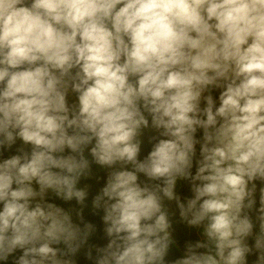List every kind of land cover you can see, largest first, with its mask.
<instances>
[{
  "label": "clouds",
  "instance_id": "obj_1",
  "mask_svg": "<svg viewBox=\"0 0 264 264\" xmlns=\"http://www.w3.org/2000/svg\"><path fill=\"white\" fill-rule=\"evenodd\" d=\"M96 168L95 264H165L172 202V264H264V0H0V261L93 259Z\"/></svg>",
  "mask_w": 264,
  "mask_h": 264
},
{
  "label": "trees",
  "instance_id": "obj_2",
  "mask_svg": "<svg viewBox=\"0 0 264 264\" xmlns=\"http://www.w3.org/2000/svg\"><path fill=\"white\" fill-rule=\"evenodd\" d=\"M18 146L19 142H17V145H14L12 149L4 151L3 158H7L10 155L16 154L15 150ZM143 154L146 153H142V155ZM96 175L100 178L99 181H97V179L93 177L90 180H82L80 185H89V197L86 201L87 206L85 207L83 214L85 221L94 224L96 228L95 233L89 238L88 241V244L93 246L92 252L95 251V248L106 246L108 242V238L104 233L105 225L102 221L103 212L102 210L94 211L91 208V199L95 194L99 192L100 188L103 187V184L106 179V171L103 169L96 168ZM141 179H143V177H141ZM35 186L38 189V186ZM177 193L181 196L182 199L184 197L190 196L189 188L186 182H179L177 187ZM60 207L64 208L65 210H69L78 208L79 206L76 205V202L74 200L69 202L61 200ZM169 209L170 219L172 220L171 233L172 238L174 240V246H170L169 251L165 257V264H172V262L176 259L183 258L185 255V244L189 241L195 242L197 239H199L196 229H190L185 224L180 222L178 209H176L174 202L169 205ZM73 218L75 221V216ZM255 231H258V226L254 227V232ZM248 243L251 246L254 243V240L252 238H249ZM255 259L256 253L253 252L249 254L247 256V264H254Z\"/></svg>",
  "mask_w": 264,
  "mask_h": 264
},
{
  "label": "crops",
  "instance_id": "obj_3",
  "mask_svg": "<svg viewBox=\"0 0 264 264\" xmlns=\"http://www.w3.org/2000/svg\"><path fill=\"white\" fill-rule=\"evenodd\" d=\"M33 186H34V188H37L35 185H33ZM45 199L47 202L55 203L57 206L60 207L61 200L56 198L54 196V194L48 193L46 195ZM56 247H60L61 249H63L64 246L61 244V245L56 246ZM86 250H87V248L81 249V251L77 254V256L75 257L76 264H95V256H96L95 251L93 252V259L89 260L86 258V255H85ZM22 254H23L22 250L17 249L14 253H12L8 257L7 261H0V264H15L16 260Z\"/></svg>",
  "mask_w": 264,
  "mask_h": 264
}]
</instances>
